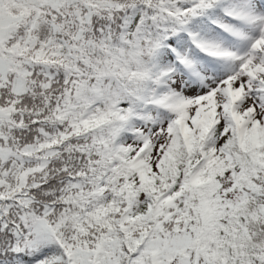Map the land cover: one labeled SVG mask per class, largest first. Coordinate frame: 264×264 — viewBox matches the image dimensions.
I'll return each instance as SVG.
<instances>
[{
  "label": "snow or ice",
  "instance_id": "6c2138e0",
  "mask_svg": "<svg viewBox=\"0 0 264 264\" xmlns=\"http://www.w3.org/2000/svg\"><path fill=\"white\" fill-rule=\"evenodd\" d=\"M0 264H264V0H0Z\"/></svg>",
  "mask_w": 264,
  "mask_h": 264
}]
</instances>
